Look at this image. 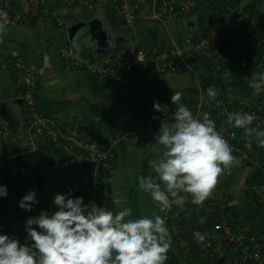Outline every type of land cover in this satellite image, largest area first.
Listing matches in <instances>:
<instances>
[{
    "label": "crops",
    "instance_id": "1",
    "mask_svg": "<svg viewBox=\"0 0 264 264\" xmlns=\"http://www.w3.org/2000/svg\"><path fill=\"white\" fill-rule=\"evenodd\" d=\"M250 1L233 0L242 8L249 5ZM100 4L105 10L108 24L115 29L107 15L105 2H99L91 13L95 12ZM195 17L197 21L203 18L201 10L168 22L153 25L139 23L132 29L116 28L123 30V33L115 42L122 44L129 34L156 38L180 36L189 32L190 25L193 24V28L198 27V22L192 23ZM80 22L86 23L82 15L65 19L63 25L57 24L51 17L44 16L36 17L32 23L27 21L16 25L0 23V122L6 132L0 144L3 140L7 143L30 144L24 153L29 152L28 156L33 158V160L29 158L31 161H28V164L32 166L30 170L33 182L37 174H42L48 179L47 183L35 184V186H32L33 182L31 183V191L24 192V204L28 206L38 201L39 207L44 205L46 206L44 211L50 213L52 210L51 214H53L51 198L45 197L41 191L54 192L57 184L55 180L52 182L50 179L48 167H45L31 151L32 142L23 129L24 94L20 88L22 83L11 67L16 60L18 61L16 64L25 60L30 62L27 63L33 68L31 84L39 86L43 96L58 104L56 115L65 123H63L65 126L69 127L67 130L81 135L79 131L81 128L90 138L111 145L115 152L116 164L112 169L111 188L115 202L112 222L117 231L114 230L115 233L108 234V237L114 234L123 245H118L117 249L111 252L109 264H201L182 258L176 253L173 255L174 239L162 231L159 224V216L163 212L165 202L180 192L182 181L189 179L199 183H203V180L208 181L211 185H216L223 194L227 192L232 197L231 208L237 207L244 218L243 223L253 230L258 236V241L264 244V222L246 194L247 178L253 170L248 161L233 159L229 156H215L209 151L198 150L189 143L184 144L180 141L156 138L150 144L128 135L143 129V120L134 101L143 98L147 92H173L180 95L178 92L180 89L199 87L200 94L207 89L213 93L223 92L229 96H235L238 93L236 85L230 81L214 84L210 71L195 67L185 73L167 72L147 76L139 74L141 70L137 69L134 78L129 82L112 81L101 76L95 77L93 73L69 68L65 59L59 54V48H73L80 53L91 48V53L98 55L96 49L99 47L77 48L71 43L70 28L73 24ZM133 40L134 37L129 42ZM115 42L112 44L116 45ZM239 48L242 60L246 59L249 64L264 50L262 43L253 38H243ZM249 64L242 69L250 77L255 93L264 97V78H253ZM28 99L31 100V96ZM93 104H97L95 112ZM35 113L38 112L35 111ZM102 116H105L103 120ZM32 130L35 133V128ZM47 137L50 140V137ZM51 142L53 143L52 140ZM8 148L11 149V146ZM12 156H14L13 152L9 157ZM254 156L255 159L264 162V147L256 150ZM178 172H181L183 176L167 178V173L181 174ZM2 178L3 175H0V180ZM43 185L48 188L37 192L36 189ZM263 189L264 187L257 188L259 193L263 192ZM70 203L78 206V198L72 195ZM31 207L36 208L35 205ZM71 209L68 207L67 213L62 216L54 214L53 223L45 228L48 236L53 235L60 241L76 228V226L72 228L73 222L69 215ZM32 215L37 217L36 219L43 227L45 226V221L38 212ZM32 215L24 220H30ZM24 220L19 223V226L25 225ZM30 229L35 230V233H30ZM30 229L25 230L27 235L25 241L29 238L32 240L37 235L35 228ZM88 236L81 237L79 243L87 247L85 240ZM10 238L16 245L15 231L4 238L1 244ZM46 247L52 250L55 243L51 242Z\"/></svg>",
    "mask_w": 264,
    "mask_h": 264
},
{
    "label": "built area",
    "instance_id": "2",
    "mask_svg": "<svg viewBox=\"0 0 264 264\" xmlns=\"http://www.w3.org/2000/svg\"><path fill=\"white\" fill-rule=\"evenodd\" d=\"M29 0H0V23L16 25L25 22L26 13L20 9H11L14 2H28ZM39 2L37 4L40 12L53 16L62 23L65 14L76 9L91 10L99 2H105L109 9L115 14L118 24L125 21L124 26H135L139 23L157 24L179 19L189 15L190 9L197 2L207 1L210 8L219 4L226 5L222 10L225 15L234 18L233 28L240 32H248L254 40L264 45V12H254L240 7L233 0H30ZM264 11V6L262 8ZM180 36L167 38L165 44L151 42L146 36L134 37L129 47H123L118 51H109L107 54L95 56L93 59L86 58L82 53L73 48H59V54L65 59L69 68L79 69L87 73H105L117 82H129L137 73L138 65L151 66L162 72H175L186 68L188 62L187 52L191 50H207L217 42V37L229 39L230 32H219L216 29L206 30L195 40L188 38L184 42ZM214 40V41H212ZM158 46H161L160 49ZM213 53L220 57L230 56L215 48ZM133 54V55H132ZM256 65L264 69V51ZM249 62L241 60L240 65L247 66ZM13 70L20 77L22 84H31L33 68L27 62H19L13 65ZM264 72V71H263ZM253 103L248 98L236 101L233 97L217 98L214 101H204V96L197 102L183 100L178 94L171 97L161 96L150 91L143 98L136 99L134 104L148 115L150 110L161 106L164 113L162 121L167 122L172 118L180 123L187 130V138L192 146L200 144L202 150L211 152L212 155L222 157L223 154H238L246 161L254 165L264 166V162L255 159V151L264 147V97L257 95L253 97ZM252 101V100H251ZM221 115H232L238 117L239 127L226 126L222 119L215 118L216 113ZM161 122V121H160ZM35 128L37 133H44L53 141L55 147L61 152V158L65 159L64 166L67 167L66 185L72 187L78 182L88 181L89 191L85 195L84 214L79 222L76 221V228L73 233L65 235L60 242L61 247H72V256L76 264H88L91 261L86 255V245L75 243L76 239L86 236L91 232L99 238L107 239L102 228L99 226L89 229L88 224L91 217L98 209L101 196V186L107 184L105 170L110 166L107 157L110 156V148L102 147L96 141H88L79 137L72 131L64 129L59 125L58 119L47 118L38 113H33L29 131ZM33 134V133H30ZM6 133L0 122V140L5 138ZM69 164V166H68ZM264 174V170H263ZM189 179V178H188ZM208 195L214 198L219 205L218 209L223 210L224 216L210 229L202 230L200 227H191L188 220L193 216V206L198 203L194 196ZM264 198V197H263ZM203 205L202 202L199 203ZM226 208V209H225ZM225 209V210H224ZM208 214H205L207 217ZM231 201L216 186L186 180L180 183V192L167 199L163 212L159 216L161 228L172 230L175 242L182 249V256L185 259H196L195 253L203 255L210 254V258L203 257V264L215 262L211 247L221 251L223 264H264V245L253 244L255 235L248 232L246 228L236 226L233 220ZM204 217L201 218V222ZM7 225L6 221L0 220V230ZM191 229V231H190ZM30 233L35 230L30 229ZM190 234L186 235V234ZM220 235L230 240L236 247L228 258L222 254L220 245L213 244ZM203 236V244L200 242ZM109 242L115 246L123 245L113 234ZM26 248H17L13 239L5 240L0 245V264H47L37 251L36 240H26ZM202 246V247H201ZM222 249V250H221ZM198 260V259H197ZM196 260V261H197ZM216 264V262H215Z\"/></svg>",
    "mask_w": 264,
    "mask_h": 264
},
{
    "label": "trees",
    "instance_id": "3",
    "mask_svg": "<svg viewBox=\"0 0 264 264\" xmlns=\"http://www.w3.org/2000/svg\"><path fill=\"white\" fill-rule=\"evenodd\" d=\"M37 4L39 2L35 1H28V2H14L11 9H20L23 10L26 13L27 19L25 22H31L35 20V18L44 16V17H51L54 20H56L55 17L47 14L48 12L42 13L38 9ZM105 8L107 10V15L109 16V19L111 20L113 26L116 28H131L133 26H124L125 21L122 22V24H118V20L116 19L115 14L112 12L111 9L107 6V4H104ZM264 6V0H251L250 4L247 5L245 8L254 11V12H261ZM226 5L219 4L215 6L214 8H210L207 1L203 2H197L194 6L191 7L189 15L195 12H198L201 10L202 17L198 20V27H194L193 29H189L188 33L183 34V36L180 37V40H183L184 42L187 41V37L191 38L193 40L196 39L199 35L202 33H206V30L216 29L219 32H230V38L227 40L225 38L217 37L215 40L216 43L213 42V46L209 47L205 51H195L191 50L190 52H187V66L183 70H177L175 72L171 73H185L191 69L198 68L199 70H207L210 71L212 81L214 80V84H218L219 82H223L221 77L216 75V71L218 69H230L233 73V84L236 85V88L238 93L234 96L232 95L236 101H239L240 99H246L248 98L253 103V97L257 96L255 93L254 87L251 85L250 77L245 74V71L242 69V66L240 65V62L242 60L240 56V42L243 40V38H250L252 39V35L248 32L243 33L240 31H236L232 26L234 23V18L231 15H225L222 13V10L226 9ZM95 9V8H93ZM91 9V10H93ZM91 10L87 9H76L72 13L65 14L64 19L67 18H75L80 15L85 18H89L92 15H89L91 13ZM81 13V14H79ZM57 24H59L58 20H56ZM84 22H86L84 20ZM81 23V22H80ZM64 24V21L62 22V25ZM61 25V24H59ZM242 33V34H240ZM138 35L129 34L128 37L123 40L122 44L119 45V43L115 42L116 38L113 35L112 39L113 42L117 43L116 45H113L109 41V45L107 47H99L96 50L98 52H101L98 55H93L91 53V48L86 49L82 52V54L89 59H93L95 56L104 55L107 54L109 51H118L121 50L123 47H129L130 42L133 37H137ZM110 36H108L109 38ZM149 41L151 42H159V44H165L167 42V38L165 37H151L148 36ZM214 41V40H212ZM160 44V45H161ZM264 46V45H263ZM160 49L161 46H158ZM217 48L221 50L222 52L226 53L227 51H230V56L227 57L223 56L220 57L217 54L213 53L214 49ZM90 50V51H89ZM264 51V50H263ZM262 51V52H263ZM262 54V53H261ZM261 54L257 57L260 58ZM133 55V54H132ZM255 58L251 61L249 64V70L253 73V78H264V69L259 68L256 65V62L258 59ZM25 60V59H24ZM26 62H29L25 60ZM18 62L17 60L11 64V67ZM30 63V62H29ZM138 70H141L139 74H142L144 76L155 74V73H167L159 71L151 66L147 67L145 65H138ZM15 74V73H14ZM138 74V75H139ZM93 76L95 77H103L105 79H111L107 74L105 73H93ZM135 76V75H134ZM252 79V78H251ZM225 81V80H224ZM23 94H24V100H23V106H22V115L24 120V131H26V136L28 139L32 142L31 145H33V149L31 150L33 153H35V157L41 163L48 167V170H50V179L52 182L54 180L57 184V189L54 187L55 191H41L44 188L47 189L48 186L43 185L41 188L36 189L37 192L41 191L45 194V197L51 198L50 203L53 206V214L52 210L50 213H46L44 211V208L46 206L42 205L39 207V202L35 201L31 205H25L24 204V192H30L33 182L32 177V171L30 170L32 168L31 165L28 164V161L33 160L30 156H28L30 153L25 152L30 147V144L22 145L19 142H4L3 140L2 144H0V175H3V178L0 180V184L6 183L9 187V193L5 196H0V220L6 221L7 225L4 229L0 230V244L3 242L4 238L8 237L10 234H12L14 231L16 232V247L23 249L26 248L25 245V238H27V235L25 233V230L30 228H35L37 230L36 237H33V239L37 242V251L39 255L46 261L47 264H76L75 257L72 256L71 252L73 251L74 246L72 247H61L60 241L57 237H53V235H47L46 234V227H49L54 221V214H65L67 213V208L71 207L72 211L69 213L70 219L73 222L72 228L76 225V221L79 222L81 216L84 214L85 208L83 206L85 195L89 191V182L83 181L78 182L72 187L68 188L66 185V169L67 167L64 166L65 159L61 158V152L59 149L55 147V145L51 142V139L49 140L48 137L44 133H35L33 130H28L29 125L33 118V112H38L42 116H45L47 118H53L58 119L59 125L63 127L64 129H67L69 127L65 126L63 121H60L57 117V106L58 104L47 99L43 94L41 93L40 87L36 84H22L20 86ZM157 92V91H156ZM179 96L188 102H197L201 96H204V101H214L217 98H221L225 100V97H230L228 94L223 92L213 93L211 90L205 89L203 94H200L199 87H186L183 89L178 90ZM161 96H167L171 97L173 95V92H157ZM31 96V100L28 99V97ZM252 100V101H251ZM97 104H93V111H96ZM137 108V107H136ZM139 115L140 118L143 120V129H141L139 132L129 133L131 137H137L139 140L147 141L150 144L153 143V141L158 138L166 139V140H174V141H180L184 144H190L191 142L187 138V130L184 128L180 123L172 118H169L167 122L162 121L161 116L164 113V109L161 106H157L156 109L150 110V113L148 115H144L142 110L139 109ZM105 118V116H102V120ZM215 118L222 119L224 121V124L226 126H233V127H239V119L238 117L232 115L231 112H229L228 115H221L219 112L216 113ZM161 121V122H160ZM64 123V124H63ZM241 128V127H239ZM5 129V128H4ZM81 132V135L79 137L86 138L88 141H96L98 145L106 148H110V156L107 157V162L110 163V166L105 170V177L107 178V184L104 186H101V196H100V202L98 205V209L95 212V214L91 217L89 220L88 227L91 229L92 227L99 226L102 228L105 235H108L110 233H115L117 229L115 230V227L112 219L114 218V211H115V202L114 198L112 196V188H111V179H112V169L115 167L116 159H115V152L111 145L105 144L102 141L98 139H93L87 136L86 132H84L81 128L79 129ZM6 133V132H5ZM33 133V134H30ZM8 146H11V149L8 148ZM198 150H201L202 147L200 144H197L195 146H192ZM9 150H12L11 152ZM13 152L12 157H9L11 153ZM232 157L233 159H241L245 160L240 155L234 154L233 156L225 153L223 154V157ZM3 157V160L1 158ZM31 158V160L29 159ZM250 165H252L253 170L251 174L247 178V186H246V194L250 199V202L255 206V211L261 218V220L264 222V189L263 192H258V189H261L264 187V166H258L254 165L251 161H248ZM69 166V164H68ZM181 173V172H178ZM167 178H174V177H180L181 174H170L167 173ZM183 176V175H182ZM186 177V176H185ZM184 177V178H185ZM163 178V177H162ZM164 179V178H163ZM179 179V178H177ZM179 181V180H178ZM181 181V179H180ZM203 184H210L208 181L203 180ZM41 189V190H40ZM72 195H75L78 198V206H73L70 203V197ZM229 198V201H232V197L229 196L226 193H224ZM195 199H197L198 203L193 206V216L186 218L185 220L189 222L191 227H200L202 230L210 229L213 231V225L215 222L219 221L223 216V210L218 209L219 205L216 203L214 198L209 197L208 195H198L194 196ZM200 202L203 203L202 206H200ZM68 204V205H67ZM32 205H35L36 208L31 207ZM226 209V208H225ZM224 209V210H225ZM233 216L229 219L233 220L234 224L236 226H241L243 228H246L250 233H253V230H251L249 227H247L243 222L244 218L241 215V212L238 211L237 207L233 206ZM38 212L43 220L45 221V226L43 227L40 222L36 219L37 217L32 215ZM208 214L207 217H205V214ZM32 215L33 217L29 220H24L27 217ZM204 217V220L201 222V218ZM24 222V226H19V223ZM112 222V223H111ZM161 228V226H160ZM207 229V230H208ZM115 230V231H114ZM162 231L168 233L169 236H171L174 239L175 237L172 232V230H167L161 228ZM191 231V229H190ZM72 232V231H71ZM191 236L189 233L186 234ZM88 236V235H87ZM224 235H220L216 240L213 241V244L220 245L219 248H222V254L224 257L228 258L229 255L232 253L234 248L236 247L230 240L223 237ZM31 239V238H29ZM200 242L203 244V236H200ZM258 236L257 240L253 243L255 245H258ZM80 239H76L75 243H78ZM51 242L55 243L54 249L50 250L47 249V244H50ZM87 247H86V255L91 259L88 264L94 262L96 264H109L110 263V255L111 252L114 251V249H117V246L112 245L109 242V238L106 240L103 238H99L98 236L94 235L93 233H89V236L87 240H85ZM263 244V243H262ZM59 245V246H58ZM175 248L173 250V255L175 253L179 256H182V249L178 246V243L175 242ZM264 245V244H263ZM58 246V247H57ZM202 247V246H201ZM211 253L213 254V258L216 262V264H223L222 257H221V251L216 249L214 250V246L211 247ZM168 251V250H166ZM194 256H197L196 259L189 260L193 262H199L203 264L202 258L205 256L210 258V254L208 252H205L203 255H199L197 253L194 254ZM198 259V260H197ZM197 260V261H196ZM215 262H209L205 264H215Z\"/></svg>",
    "mask_w": 264,
    "mask_h": 264
},
{
    "label": "water",
    "instance_id": "4",
    "mask_svg": "<svg viewBox=\"0 0 264 264\" xmlns=\"http://www.w3.org/2000/svg\"><path fill=\"white\" fill-rule=\"evenodd\" d=\"M84 26V27H83ZM71 32V43L75 47L83 46H95V47H107L109 45L108 31L92 23H75L70 28ZM47 183L48 179L42 174L36 175L35 184ZM8 192V185L6 183L0 184V195H5Z\"/></svg>",
    "mask_w": 264,
    "mask_h": 264
},
{
    "label": "rangeland",
    "instance_id": "5",
    "mask_svg": "<svg viewBox=\"0 0 264 264\" xmlns=\"http://www.w3.org/2000/svg\"><path fill=\"white\" fill-rule=\"evenodd\" d=\"M247 1V0H246ZM89 15H92L89 18H85L84 20L86 21V23L90 22L92 23V25H96L99 26L101 28H104L105 30L108 31L109 34V38L108 40L114 44L112 36L114 35L115 38L117 39L120 34L122 35L123 30L121 31L120 29H114L112 27H110V25L108 24L107 18H106V14H105V10L103 8V6L100 4L98 6V8L95 10V12L90 13ZM187 21V19H186ZM192 23H197V19L195 17V20H192ZM188 29H193L190 26L188 27ZM101 52H97V54H100ZM216 75L221 77L222 81H230V83L233 82V73L232 71H230V69H218L216 71Z\"/></svg>",
    "mask_w": 264,
    "mask_h": 264
},
{
    "label": "clouds",
    "instance_id": "6",
    "mask_svg": "<svg viewBox=\"0 0 264 264\" xmlns=\"http://www.w3.org/2000/svg\"><path fill=\"white\" fill-rule=\"evenodd\" d=\"M195 26V25H194ZM190 27L191 28H193V24L192 25H190ZM171 37V36H170ZM168 38V37H167ZM249 232V231H248ZM250 233V232H249ZM251 234H254L255 235V241L257 240V234H255V232L253 231V233H251ZM258 243H260L259 241H258ZM261 244V243H260Z\"/></svg>",
    "mask_w": 264,
    "mask_h": 264
}]
</instances>
